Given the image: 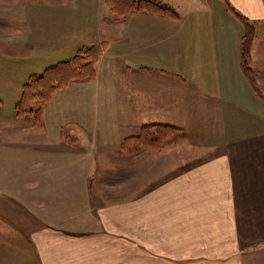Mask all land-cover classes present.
Returning <instances> with one entry per match:
<instances>
[{
    "label": "crops",
    "instance_id": "0c3cea01",
    "mask_svg": "<svg viewBox=\"0 0 264 264\" xmlns=\"http://www.w3.org/2000/svg\"><path fill=\"white\" fill-rule=\"evenodd\" d=\"M157 1L178 19L138 12L117 16L105 0H0V75L12 77L0 76V84L14 89L17 98L31 76L84 48L107 45L93 81L60 90L71 94L61 103L79 108L83 102L90 114L79 113L80 120L89 115L86 120L97 124L91 129L75 121L84 145L78 150L118 151L145 126L178 129L163 148L135 152L139 182L133 206L96 207L87 198L81 205L79 195L69 191L73 187H61L55 193L69 192L65 198L77 205L55 213L56 227L43 208L46 194L39 193L36 202L15 195L30 208L0 207V264H264V98L241 68L244 26L224 0ZM228 1L254 23L250 66L264 97V0ZM8 94L0 91L2 103ZM9 114L15 113L0 112V149L17 137L11 130L21 138L30 132L10 123ZM44 118L45 112L43 124ZM110 121L115 127L104 128ZM115 135L111 150L105 144ZM43 157L0 158V179H19L15 168L25 167L27 184L43 183L42 170H31L52 162ZM2 190L0 200L9 198Z\"/></svg>",
    "mask_w": 264,
    "mask_h": 264
},
{
    "label": "rangeland",
    "instance_id": "374dc122",
    "mask_svg": "<svg viewBox=\"0 0 264 264\" xmlns=\"http://www.w3.org/2000/svg\"><path fill=\"white\" fill-rule=\"evenodd\" d=\"M95 1L97 2L98 0ZM112 19H114V17H112ZM100 44H105V43H100ZM0 76L1 77L5 76L10 80H12L11 79L12 77L7 72H1ZM76 82H88V81H76ZM0 85H1L0 86L1 92L8 94L9 91L8 95H3L2 100L4 103H2V106H0V112L15 113V107L18 103L17 102L18 99H20V96L19 98L15 96L16 94L14 93L15 92L14 89H7L6 87L3 86V83H1ZM62 89L57 90L53 94L52 98L55 95L56 96H55V100L52 103H50L52 101L51 98L50 102L45 107H43L42 116L40 117L39 120L36 119L35 115L29 116L27 118H19L17 117L16 113L9 114L10 116L14 117V119H11L9 121L10 123H12V121H17L16 126L18 127L23 126L22 128H28L30 129V132L25 130L26 133L21 138L18 134V131L14 132V130H11L10 132L17 137L15 138L14 141H12V137L9 138L10 147L9 148L6 147L7 150L3 148L0 149V158L15 160V162H22V161L27 162L29 160L31 161L39 160L42 158V156L46 155L47 158L43 157V159L51 160L52 162H47L46 168L31 169L32 171L39 169L42 170L41 176L44 175L45 178V181L43 183L36 182V183H32V185L27 184L26 183L27 180L24 181V178H26V175H28L29 169L25 167L15 168V170H17L18 172L16 174L18 175V177H20L19 179L14 177H5V179L4 178L0 179V180H6L10 183V184L8 183L5 184L3 181H0V188L4 189L2 191L10 194L9 198L6 197V199L2 198L3 200H0V207H4V208L6 207L9 209L25 212L30 208L29 205L28 204L26 205V202L23 201L22 199L19 198L15 199L14 196L16 195L18 197H25L27 199L29 198V200L32 201L35 200L36 202V200L39 201V199H41L39 198V193L43 192L44 194H46L44 198L42 197L43 202L46 201V204L43 208L49 210L48 213L46 214V216H49V220H51L49 221V225H54L55 221L58 222L57 214H55L58 210L60 212L61 211L64 212L67 211L70 208V206L72 209H74L77 205V204L74 205V203L70 199L68 200V198H65L68 196L69 192L63 191L62 194L55 193V192H60L61 187L64 189H67L68 187H73L69 191H73L72 192L73 195H79V204L81 203V205L87 203V199H93V202L95 201L96 207L98 205H104L109 207L111 206V204L119 205L120 203L123 204L129 203L131 206H133L132 204H134L136 198V188L139 182L137 175V168H136L135 147L129 146L126 151H123L122 149L123 143H121L118 151L107 152V150L104 151V148L102 149V151L100 150L96 152L78 150V148H83L84 145L80 144L82 138L76 132L77 130H74V128L76 129L77 127H82L80 125L81 123L86 128L95 129L97 124L95 122V119L86 120V118H89V115L83 120H80L79 113L82 114L81 116H83L84 114H90L89 111L85 110L81 106L83 102L79 104V108H73V105H71L70 103H65L68 105L63 104V102L61 103L60 100L61 97L64 96L68 98L71 97L70 92L60 91ZM21 90L22 89H19V92H21ZM61 109L63 111H61L60 114H57ZM44 112H45V118L43 124L42 120H43ZM75 121L80 123L78 124ZM86 123H88L89 126H87ZM111 123L112 121H110L109 124L104 123L103 127L104 128L115 127L113 123L112 124ZM57 124L64 125L65 127L63 126L58 127ZM57 129L61 130V134L63 132V137L57 136L58 133ZM62 129L64 131H62ZM72 129L74 131H72ZM131 133L132 131L129 130L128 134ZM131 137L132 136L127 137L126 139ZM116 138H117L116 135L112 136L111 137L112 141L107 142L105 145L106 146L110 145L112 150L115 147ZM181 138L182 137H180V139ZM126 139H124L123 142ZM65 142H70L72 145H74V147L71 145H66ZM176 142L180 143L179 141ZM19 144L25 146L19 147ZM106 146H104V144L102 143L101 147H106ZM75 162L79 164L78 167H67L70 165V163H75ZM92 163H95L96 166L95 167L84 166V165H91ZM168 163L171 162L169 161ZM63 165H67V166L61 167ZM20 173L22 174L20 175ZM149 175L151 176V172L149 173ZM73 178H76L77 180H75V182L71 184L73 182ZM12 187L14 191L12 190L10 192L8 189H6V188L12 189ZM30 187H32L31 190H28ZM21 188H25L26 190L21 192ZM86 218L87 216H82L79 220L81 227H83V229L81 230H85L84 228H86V225L82 226V224L87 223ZM54 226L57 227V225ZM64 232H66L67 234L75 233V231H64ZM84 233L87 232L81 231V234ZM16 236L17 238L14 236V240L15 242L17 240V243H19L20 239L18 240V237L20 238L21 236L18 233H16ZM5 240H6L5 242L7 243V239ZM10 242H12V240H10ZM6 249L7 251H10L11 246L8 245ZM14 249L15 251L18 252L23 251L22 247H17V248L15 247Z\"/></svg>",
    "mask_w": 264,
    "mask_h": 264
},
{
    "label": "trees",
    "instance_id": "16d2710c",
    "mask_svg": "<svg viewBox=\"0 0 264 264\" xmlns=\"http://www.w3.org/2000/svg\"><path fill=\"white\" fill-rule=\"evenodd\" d=\"M228 10L240 20L244 26V35L241 40V68L249 84L257 96L264 98L259 91L253 70L250 66L251 50L255 39L254 23L239 14L229 3L224 0ZM113 14L127 16L131 13L165 16L178 19V14L169 6L157 0H105ZM105 44L93 45L80 50L70 61L62 62L49 67L40 74L31 76L22 87V94L15 107L19 118L35 115L39 120L43 107L51 100L53 94L76 81H92L96 77L95 65L104 53ZM0 106L2 102L0 101ZM36 108V109H35ZM178 129L170 126L155 125L141 128L138 137L126 139L122 144L123 151L129 146L137 149L159 150L171 139Z\"/></svg>",
    "mask_w": 264,
    "mask_h": 264
}]
</instances>
